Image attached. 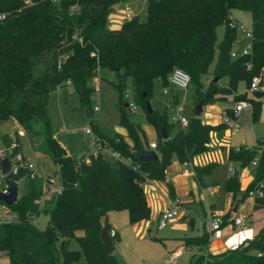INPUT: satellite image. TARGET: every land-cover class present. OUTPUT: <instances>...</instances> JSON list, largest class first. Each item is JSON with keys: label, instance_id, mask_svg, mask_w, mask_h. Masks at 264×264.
<instances>
[{"label": "trees", "instance_id": "16d2710c", "mask_svg": "<svg viewBox=\"0 0 264 264\" xmlns=\"http://www.w3.org/2000/svg\"><path fill=\"white\" fill-rule=\"evenodd\" d=\"M127 1L0 0V17H6L0 22V124L12 120L22 125L36 141V151L58 167L53 176L63 185L62 194L41 207L38 202L44 180L31 179L27 170L14 176L17 187L23 180L25 192L11 206L0 201L18 216L0 226V256L6 254L10 264H56L60 254L61 264H72L81 254L69 249L72 240L80 243L88 264H120L101 239L104 226L110 227L108 215L125 211L131 225L150 220L152 209L145 184L164 182L165 171L174 161L192 166L199 181L218 166H194L193 162L211 151L212 134L229 129L226 123L209 125L195 115L187 130L171 136L178 125L169 121L168 111L162 114L148 109L154 82L159 79L168 87L175 69L190 75L196 105L201 100L204 107L213 105L234 95V103L248 101L253 106V121L259 120L264 90L254 92L251 98L235 93L241 83L250 88L253 78L264 71V0H147L145 20L136 16L126 19L120 30H110L115 6ZM236 10L252 15L254 47L252 55L234 60L231 53L241 40V33L231 27ZM222 26L225 35L218 44ZM106 74L115 80L110 81ZM98 76L119 93L120 124L131 143L121 134L105 133L93 120V81ZM210 76L213 80L205 91L203 80ZM218 77L220 80L214 82ZM223 79L228 80L227 85L221 84ZM129 82L136 104L157 133V161L141 160L143 153L153 149L144 127L133 122L128 113L125 94ZM68 86L87 116L92 114L90 123L102 147L130 159L138 169L102 153L91 154L86 161L67 152L54 135L48 105L54 93ZM177 103L175 100L174 105ZM227 113L234 118V109H227ZM228 158L242 169L258 160L254 181L245 191L239 177L232 175L226 181L225 189L232 194L234 204H242L264 180V148L259 155L256 148L231 147ZM167 187L175 200L173 185L169 182ZM254 200V210L264 209V194ZM42 214L49 217L45 230L33 222L34 216ZM230 214L225 215L221 228L232 223ZM113 239L116 243L118 234ZM181 241L184 247L200 251L192 255L190 264H264V227L253 240L220 255L204 252L211 242L206 228L202 235Z\"/></svg>", "mask_w": 264, "mask_h": 264}, {"label": "rangeland", "instance_id": "374dc122", "mask_svg": "<svg viewBox=\"0 0 264 264\" xmlns=\"http://www.w3.org/2000/svg\"><path fill=\"white\" fill-rule=\"evenodd\" d=\"M146 8L147 0H129L124 4L115 6L114 12L110 15L108 28L112 31L120 30L123 22L128 19V9L130 10V18L138 16L141 20H145ZM232 17L240 26L252 32L253 18L249 12L236 10L232 12ZM225 29V26L218 29V44L224 39ZM245 43L246 41L243 42V44ZM217 56L218 53L216 54V58ZM214 67L215 64L212 66L211 70H213ZM106 76L110 81L115 80L110 74H106ZM260 77L263 79L262 90H264V71ZM211 80H213L211 76L209 78H204L205 91H207ZM227 83V79L221 80V84L227 85ZM97 84L100 85L101 91L100 93L94 92L92 105L93 107L98 106L100 112L94 114L93 120L95 124L99 125L100 129L109 135H114L115 133H124L128 135L126 128L120 124L121 112L119 108V93L110 83L101 81V76H98V78L93 81L94 86ZM165 89L166 87L161 80L158 79L154 82L150 99L152 110L162 114L168 111L169 121L172 122L171 118L175 111L171 105L174 102V97L178 96L183 117L189 122L193 121L197 105L192 85H190L187 90H175L170 88L171 91L169 95H165ZM67 93L70 94L67 95ZM246 94L249 98L254 95L246 84L241 83L235 95L241 96ZM125 95L128 97L126 100L128 105L134 104L137 106V111L135 113L131 111L129 106L128 113L131 120L140 123L144 127L149 142L156 140L155 129L148 124L143 108L139 107L134 100L131 82H129ZM233 104L234 95L228 96L226 100H221L213 104L216 107L211 111H209V106L211 105L205 106L201 120L204 122H215L219 120V118L222 119L219 109L222 112L225 108H231ZM48 112L52 121L54 135L62 143L63 147L71 156L77 159L85 158L86 161H89V156L96 152V148L92 145V136L86 135V130H93V127L91 126L86 111L81 106L79 98L74 93L73 88L69 87L61 92L54 93L49 101ZM252 116L253 110L251 107L249 110L245 111L239 119H235L232 125H228L229 129L223 131L220 136L216 137L215 134H212L211 145L215 147L214 153L220 152L222 159L220 161L219 156L221 155L218 154L219 166L213 169L211 173L204 175L202 180L206 184L216 183L219 186V199L211 198L210 200V202H216L217 210L225 211L226 209L228 197L225 184L230 173H234L236 167L225 159L226 149L222 152L221 146L239 148L244 145L252 148L257 144L258 140L264 141V100L259 120L253 122ZM236 124H238V127H235ZM18 126L24 129L22 125L12 120H6L0 124V156L9 159L17 154H23L28 161L32 162L36 168L40 170L41 174L44 176L54 175V173L58 171V167L55 166L49 157L36 151V141L32 140V138L26 134L25 129L23 136L18 134ZM184 129L187 130L188 128H184L180 125L175 126L171 132V136L176 135L180 130ZM125 138L131 143L127 136H125ZM263 148L264 143L258 144L256 147L259 151V155ZM237 170H240L242 173V181L246 178L255 177V169L253 167L242 169L237 166ZM152 183L153 184H147L145 187L151 205L154 206V194L150 191L151 189L149 186H158L160 183ZM160 185L164 187V184L161 183ZM18 189L19 196H21L25 192L22 182L18 184ZM204 210H208V203H203V205L198 202L192 203L188 210L180 208L178 210L179 216L168 222L166 227L159 231L158 239L153 238L154 232L159 225L160 218L158 219V216H155L151 222L147 220L134 226L130 224L127 212L110 213L108 215V222L111 228L117 230L120 234V238L115 243V256L120 264H170L168 263L170 256L178 252L183 246L181 241L182 238L198 236L203 233L205 228ZM252 212L255 224H264V209L252 210ZM5 213L6 210L0 206V218L4 217ZM33 222L36 223V226L40 230H45L49 222V217L46 214H42L39 218L34 216ZM147 223H150L149 226H146ZM79 235L81 236L82 232H80ZM69 249L81 253L79 259L72 264H88L82 252L81 245L77 240H72L70 242ZM191 258L192 254L185 250L184 254L178 258L175 264H190ZM61 261L62 254L57 257L56 264H61ZM0 264H10L9 257L6 254L0 256Z\"/></svg>", "mask_w": 264, "mask_h": 264}, {"label": "built area", "instance_id": "2783aa9c", "mask_svg": "<svg viewBox=\"0 0 264 264\" xmlns=\"http://www.w3.org/2000/svg\"><path fill=\"white\" fill-rule=\"evenodd\" d=\"M26 3H29L30 0H24ZM127 18H130V10L128 9L127 13ZM6 17H0V22L4 21ZM231 27L237 29L241 33V40H239L231 53V58L232 59H238L239 57L242 56H250L253 53V47H254V34L253 32L247 31L243 26H240L232 17V23ZM246 41L245 44L243 42ZM243 44V45H242ZM242 45V46H241ZM249 69L251 68V65L248 66ZM169 83L170 86L166 87L164 93L165 95H169L170 91L172 89H177V90H187L189 86L191 85V77L188 73L181 69H175L173 73L169 77ZM261 83H262V78L260 76H256L253 78L251 82V86L249 90L254 93L256 91H259L261 89ZM100 85L97 84L94 86V92L95 93H100ZM174 106V114L172 116V123L176 125H180L182 127H187L189 124V121L183 117L182 115V108L179 106V103L173 105ZM250 107V103L248 101H239L235 104L234 106V118H231L228 114H224V123L227 125H232L233 121L235 119L239 118L241 113L248 109ZM130 109L133 113L137 111V106L134 104H130ZM94 112L98 113L100 112V108L98 106L94 107ZM235 127H238V124L235 125ZM18 134L20 136L24 135V129L21 126H18L17 130ZM86 135L92 136L93 138V144L96 147V152L94 153L95 156H97L99 153H102L104 155H107L115 160H121L125 162L128 165H132V161L130 159H123L120 154L111 151L110 149L106 147H102L101 145V140L99 137H97L92 129H87L86 130ZM151 148L155 150L157 148L156 144H151ZM4 157L0 156V192L6 193L8 189V184L6 181L7 175H4L3 173V166L2 162L4 161ZM10 160V175L12 179L14 176H19L20 172L23 170H27L30 172V178L35 179V178H41L44 180V186H43V196L42 199L38 202L41 207H43L47 202H50L54 198L58 197L59 195L62 194L63 191V185L61 181L57 178L54 177L53 175L51 176H44L41 174L40 170L36 168V166L28 161L23 154H17L12 158H9ZM258 166V160H255L252 162L251 167L254 169L257 168ZM133 169H138V166L132 165ZM166 174V179L164 182L167 185L169 183V177H168V171H165ZM14 181V179H13ZM15 182V181H14ZM23 183V180L21 181ZM19 182V183H21ZM16 183V182H15ZM213 189L212 188H207L202 190V192L199 194L198 199L200 201H205L207 198L208 194H212ZM264 194V180L258 183L256 189H254L252 192H250V197L255 199L257 197H262ZM5 210L6 213L4 217L0 218V226L9 224L15 220L18 219V216L14 213H12L7 207L2 206ZM180 203L177 199H172L169 197L168 201V207L166 208L165 211L161 213L160 219H159V225L158 229H163L166 227L167 223L174 220L179 216L178 210L180 209ZM226 214L220 211L212 210L210 209L208 213V218L206 219V226L208 228V232L211 234V238L213 235L219 231L222 227L224 217ZM232 225L234 227L238 228H243L246 229L248 224L246 223L244 218L236 217L232 220ZM110 235L112 238L116 237L117 232L115 230H110ZM183 254V251H178L176 253H173L169 260L168 263L170 264H175L178 258Z\"/></svg>", "mask_w": 264, "mask_h": 264}, {"label": "crops", "instance_id": "0c3cea01", "mask_svg": "<svg viewBox=\"0 0 264 264\" xmlns=\"http://www.w3.org/2000/svg\"><path fill=\"white\" fill-rule=\"evenodd\" d=\"M69 87H71V86H68L65 89H67ZM65 89H63V90H65ZM261 89H262V87H261ZM61 91L62 90H60L58 92H61ZM68 94H70V93H67V95ZM175 100H178V96L174 97V102H175ZM174 102L171 105L173 108H174V106H173ZM234 106H235V103L233 104V106L231 108L223 109L222 112L219 109V113L221 114L222 119L219 118V120H217L215 122H212V121L204 122L203 121V123H206L209 125H214V126L223 123L224 122V114H228L227 109H234ZM214 107H216V106L215 105L209 106V111H211ZM251 107L253 110V106L250 104V107L248 109H246L245 111L249 110ZM245 111H243L241 113V115ZM203 112H204V109H203ZM252 121H253V117H252ZM253 122H255V121H253ZM238 124H239V122H238ZM221 133L222 132H220V133L215 132L213 134H215V136L218 137L221 135ZM120 134L127 136V134H124V133H120ZM260 142H264V141L258 140L257 144L252 148H256ZM156 143H157V133H156V140L149 142L150 147H151V144H156ZM242 146H244V145H242ZM221 147H222V152L226 149L225 159L229 163L236 166L234 169V172L238 171V177L240 179L241 189H242V191H245L248 188V186L254 181L255 177L246 178L245 180L242 181L241 180L242 173L240 172V170H237V166L238 167H240V166L236 163L229 161L228 152H229L230 148H228L226 146H221ZM214 148L215 147H213L211 145V151L210 152L197 156L194 159L193 165L194 166H205V165H208L210 163H217L219 166L218 156L221 155V153L220 152L214 153ZM260 155H261V152H260ZM219 157H220V161H221L222 155ZM245 169H247V168H245ZM167 171H168L169 182L173 185L176 199L179 201L181 208L188 210L192 203L198 202V203H201L202 205H203V203H208V210L207 211L204 210L205 223H206V219L208 218V213H209L210 209H212V210L223 212L224 214L231 213L230 214V220H233L236 217L244 218L246 223L248 224L246 229L234 227V225H232V223L228 224L224 228H221L211 238V242H210L209 246L204 251L205 253H210L212 255H220V254L225 253L229 250L237 249L243 243H246L247 241L253 240L258 235V233L261 231V229L264 227V224H261V223L255 224V221L253 220L252 210H254V203H255V200L253 198L250 197V198L246 199L244 202V205H243V203L242 204H234L232 194L227 192L228 200L226 203L225 211L217 210L216 202H214V201L210 202L211 198L219 199V196H218L219 186L216 183L206 184L203 182V180H202L203 178L201 179V181L197 180L195 178V174L193 172L192 166L181 165L178 161H174L173 164L167 169ZM232 175H234V173H230L229 177ZM229 177L227 178V180L229 179ZM152 182H154V181H148L145 184V186L147 184L148 185L153 184ZM158 183L161 184L162 182H158ZM160 184H158V186L153 185L154 187H152V185L149 186L151 189L150 191L154 194V198H153L154 206L151 205V202L149 200V196H148V193H147V190L145 187L148 202H149V205L152 209V217L149 220L150 222L152 221V219L155 216H158V219H159L161 216V213L163 211H165L166 208L168 207V201H169V197H170L169 188L167 187V185L165 183H162V184H164V187H161ZM209 187L213 189V193L208 194L205 201H200L198 199L199 194L202 192V190L207 189ZM0 206L2 207V205H0ZM107 221H108V218H107ZM143 222H145V221L137 223L134 226L141 224ZM149 224L150 223H147L146 226H149ZM172 224H176V223H172ZM205 228L208 231L207 226ZM111 229L114 230L113 228H111ZM160 230L161 229H158V228L155 230L157 237L159 236ZM115 231L117 232L118 239H119L120 234L117 230H115ZM202 234H200V235H202ZM200 235H198V236H200ZM156 236H154V237H156ZM182 245H183V243H182ZM179 250L183 251V254H184L185 250H187V252L191 253L192 255L195 253H200V251L198 249H196V248L189 249V248L184 247V245Z\"/></svg>", "mask_w": 264, "mask_h": 264}, {"label": "water", "instance_id": "95a60500", "mask_svg": "<svg viewBox=\"0 0 264 264\" xmlns=\"http://www.w3.org/2000/svg\"><path fill=\"white\" fill-rule=\"evenodd\" d=\"M220 80V78H216L214 79V82H218ZM148 109L151 112L152 108L151 105H148ZM203 109H204V101L201 100L195 109V115L197 117H201L202 113H203ZM88 118L92 119V114H88ZM162 134H163V138L165 140L168 139V135L166 134L165 129H162ZM159 159L158 154L154 151H147L145 153H143L141 160L142 161H157ZM2 166H3V173L4 175H7L6 177V181L8 184V189L6 193L0 192V201L4 202L5 204H7L8 206H11L13 204H15L18 199H19V192H18V187L16 185V183L13 181L12 177L10 175H8L10 173V160L9 159H4V161L2 162ZM234 177H238V171L234 172ZM237 210V209H236ZM156 231L154 233V236H156ZM101 239L105 245V248L107 250V252L109 254H113L116 250L115 247V242L114 239L111 237L110 235V227L108 225H105L103 230H102V234H101Z\"/></svg>", "mask_w": 264, "mask_h": 264}]
</instances>
